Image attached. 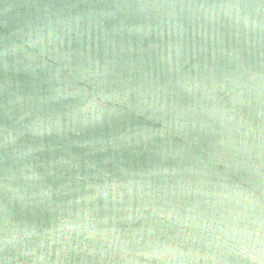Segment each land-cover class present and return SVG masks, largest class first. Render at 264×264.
<instances>
[{
    "label": "water",
    "instance_id": "1",
    "mask_svg": "<svg viewBox=\"0 0 264 264\" xmlns=\"http://www.w3.org/2000/svg\"><path fill=\"white\" fill-rule=\"evenodd\" d=\"M0 264H264V0H0Z\"/></svg>",
    "mask_w": 264,
    "mask_h": 264
}]
</instances>
